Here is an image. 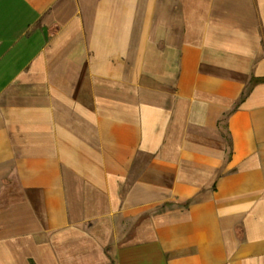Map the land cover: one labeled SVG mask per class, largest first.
<instances>
[{
  "label": "crops",
  "instance_id": "obj_1",
  "mask_svg": "<svg viewBox=\"0 0 264 264\" xmlns=\"http://www.w3.org/2000/svg\"><path fill=\"white\" fill-rule=\"evenodd\" d=\"M0 264H264V0H0Z\"/></svg>",
  "mask_w": 264,
  "mask_h": 264
}]
</instances>
